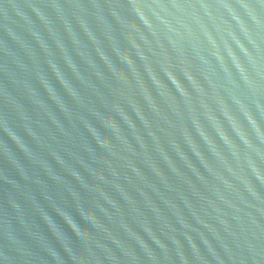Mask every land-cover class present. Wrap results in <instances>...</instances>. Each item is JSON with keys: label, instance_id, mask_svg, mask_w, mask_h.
Wrapping results in <instances>:
<instances>
[{"label": "water", "instance_id": "1", "mask_svg": "<svg viewBox=\"0 0 264 264\" xmlns=\"http://www.w3.org/2000/svg\"><path fill=\"white\" fill-rule=\"evenodd\" d=\"M0 264H264V0H0Z\"/></svg>", "mask_w": 264, "mask_h": 264}]
</instances>
